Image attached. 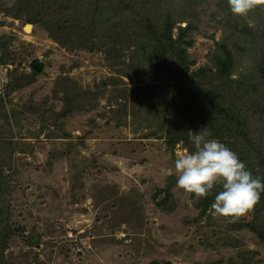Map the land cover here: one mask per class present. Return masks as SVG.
Here are the masks:
<instances>
[{
	"label": "rangeland",
	"instance_id": "374dc122",
	"mask_svg": "<svg viewBox=\"0 0 264 264\" xmlns=\"http://www.w3.org/2000/svg\"><path fill=\"white\" fill-rule=\"evenodd\" d=\"M25 1L0 0L4 260L264 264V240L250 226H231L253 220V212L229 222L213 216L214 201L202 211L205 198L180 189L175 170L181 154L195 151L189 131L206 127L208 138L235 152L253 176L263 173L264 7L241 18L227 0H153L152 14L138 16L141 25L184 15L172 36L192 24L189 71L208 69L203 83L178 94L137 53L142 31L136 26L129 37L120 31L125 40L118 39L107 10L93 19L95 0L59 7L52 0ZM21 5L25 11L12 12ZM229 20L239 23L232 29ZM220 43L232 54L224 76L212 60L214 54L224 58ZM35 57L40 72L29 66ZM198 90L208 98H197ZM212 91L220 92L226 117L234 119L231 138L209 130L206 113L200 115Z\"/></svg>",
	"mask_w": 264,
	"mask_h": 264
},
{
	"label": "trees",
	"instance_id": "16d2710c",
	"mask_svg": "<svg viewBox=\"0 0 264 264\" xmlns=\"http://www.w3.org/2000/svg\"><path fill=\"white\" fill-rule=\"evenodd\" d=\"M58 3V7L61 6L66 0H52ZM104 0H95L96 8L93 11L95 21L101 20L105 16H101L100 13H106L107 10V20L112 24L115 31L120 34L117 36L120 40H125L123 32L127 37L133 35L137 26L140 31H142V37L138 42L137 53L142 56V60L149 63L150 66H154L157 74L154 76L159 82L165 83V87H172V89L177 90L178 94L186 92L188 89L192 88L199 82H202L203 77H205V72H207V67L200 68L196 71H189V65L192 60L188 58L186 47L191 46L192 41L186 39L189 30L192 28V24L187 23L185 26H179L178 32L175 37H173L172 28L177 23L184 19V15L180 16L179 19H172V21L164 20L162 25L157 23H150L146 19L147 26L141 25L139 17H148V14H152L153 10V0H108V5H101ZM25 2H28L25 1ZM24 2V3H25ZM124 3H129L125 8H121ZM18 4H21V0H18ZM90 5L87 2V5ZM23 5V3H22ZM21 5V8H17L12 11L15 14H21L25 9ZM229 6V5H228ZM89 6H87L86 11L89 14ZM101 16V18H100ZM29 18H27L28 20ZM134 22V23H133ZM239 22L236 20H229V28L234 29ZM246 25V23H245ZM54 27V25H53ZM194 27V26H193ZM121 31V32H120ZM117 46V43L113 45V48ZM220 51L224 52V58L220 57L218 54L212 56L213 63L217 66L218 72L221 76L227 75L230 64L232 63V54L224 43L218 45ZM110 49V48H109ZM111 50V49H110ZM175 60V61H174ZM264 80V73L262 74ZM203 83V82H202ZM201 84V83H200ZM213 95L211 99L205 103L204 109H202V114L206 113L204 117L206 122L212 130H218L221 132V136L231 138L234 133V119H230L228 112L224 109L223 102L220 101V96L217 95L215 91L211 92ZM195 96L201 100H206L208 98L206 93L200 94V91H195ZM205 112V113H204ZM264 122V118H263ZM243 134V132L241 133ZM244 135V134H243ZM216 136V135H214ZM242 155H244L242 151ZM263 173L258 177H262L264 181V159L262 162ZM253 174V173H252ZM217 186L214 187L211 194L204 199L202 205V211L215 200V196L218 194L216 192ZM253 220L245 222H237L231 224L232 227L241 228L243 226H250L258 236L264 240V222L260 223L259 218L264 214V192L260 194V200L257 205L252 210ZM259 227L257 228V224ZM1 225V224H0ZM2 225L8 230L7 223L3 222ZM8 236V234H6ZM6 235L0 237V264H10L3 258V245L2 241L6 239Z\"/></svg>",
	"mask_w": 264,
	"mask_h": 264
},
{
	"label": "clouds",
	"instance_id": "9594fccd",
	"mask_svg": "<svg viewBox=\"0 0 264 264\" xmlns=\"http://www.w3.org/2000/svg\"><path fill=\"white\" fill-rule=\"evenodd\" d=\"M233 15L246 18L264 0H227ZM7 81L5 80L4 83ZM195 151H185L175 160L177 186L197 200L207 198L214 187L221 190L211 205L214 217L235 222L252 211L264 192V181L253 176L237 154L215 138L205 127L188 133Z\"/></svg>",
	"mask_w": 264,
	"mask_h": 264
},
{
	"label": "water",
	"instance_id": "95a60500",
	"mask_svg": "<svg viewBox=\"0 0 264 264\" xmlns=\"http://www.w3.org/2000/svg\"><path fill=\"white\" fill-rule=\"evenodd\" d=\"M29 24V23H28ZM29 66L33 69V70H35V71H37V72H40L41 71V69L43 68V66H42V62L38 59V58H33L31 61H30V63H29Z\"/></svg>",
	"mask_w": 264,
	"mask_h": 264
},
{
	"label": "bare ground",
	"instance_id": "6f19581e",
	"mask_svg": "<svg viewBox=\"0 0 264 264\" xmlns=\"http://www.w3.org/2000/svg\"><path fill=\"white\" fill-rule=\"evenodd\" d=\"M31 24H27L26 26H25V30H26V32H28L30 29H31Z\"/></svg>",
	"mask_w": 264,
	"mask_h": 264
}]
</instances>
